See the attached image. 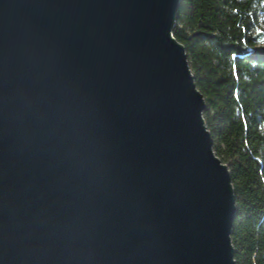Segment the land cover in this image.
Here are the masks:
<instances>
[{
  "label": "water",
  "instance_id": "95a60500",
  "mask_svg": "<svg viewBox=\"0 0 264 264\" xmlns=\"http://www.w3.org/2000/svg\"><path fill=\"white\" fill-rule=\"evenodd\" d=\"M177 5L0 0V264H234Z\"/></svg>",
  "mask_w": 264,
  "mask_h": 264
},
{
  "label": "trees",
  "instance_id": "16d2710c",
  "mask_svg": "<svg viewBox=\"0 0 264 264\" xmlns=\"http://www.w3.org/2000/svg\"><path fill=\"white\" fill-rule=\"evenodd\" d=\"M173 38L234 197V264H264V0H178Z\"/></svg>",
  "mask_w": 264,
  "mask_h": 264
},
{
  "label": "bare ground",
  "instance_id": "6f19581e",
  "mask_svg": "<svg viewBox=\"0 0 264 264\" xmlns=\"http://www.w3.org/2000/svg\"><path fill=\"white\" fill-rule=\"evenodd\" d=\"M174 24H175V22H174Z\"/></svg>",
  "mask_w": 264,
  "mask_h": 264
}]
</instances>
